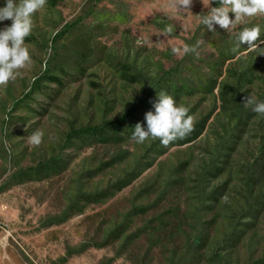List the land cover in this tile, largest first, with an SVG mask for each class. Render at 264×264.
Wrapping results in <instances>:
<instances>
[{"label": "rangeland", "instance_id": "rangeland-1", "mask_svg": "<svg viewBox=\"0 0 264 264\" xmlns=\"http://www.w3.org/2000/svg\"><path fill=\"white\" fill-rule=\"evenodd\" d=\"M207 7L195 0L192 13L177 14L169 0H47L33 16L25 39L32 64L0 87V264H11V255L19 264L264 260V117L243 106L250 94L264 101V56L242 44L223 61L236 44L233 30L207 31L196 16ZM168 25L174 31L165 37ZM253 25L264 39V15L250 18ZM198 40V58L172 54ZM258 62L253 84L236 88L233 74ZM166 81L192 90L173 97L195 124L205 120L203 130L181 146L151 138L137 144L134 127H147L145 114ZM127 111L120 143L74 135ZM37 129L43 143L33 147L28 136ZM50 160L60 161L56 175L20 176ZM101 192L112 195L87 202Z\"/></svg>", "mask_w": 264, "mask_h": 264}, {"label": "clouds", "instance_id": "clouds-1", "mask_svg": "<svg viewBox=\"0 0 264 264\" xmlns=\"http://www.w3.org/2000/svg\"><path fill=\"white\" fill-rule=\"evenodd\" d=\"M195 0H169V7L177 14L191 12ZM205 8L206 0H200ZM215 3L217 6L212 7ZM47 0H5V5L0 7V22L11 20V25L0 29V87H7L20 75V70L29 67L32 59L25 39L31 35L34 23L33 16L45 8ZM208 11L196 15L207 31L216 32L218 25L224 31L233 30L236 44L233 52H237L242 44L248 47L246 50L255 52L257 56H264V39L261 37L259 25L247 26L248 20L264 15V0H207ZM192 13V12H191ZM234 15V19L230 17ZM243 27L234 31L237 26ZM174 28L168 25L163 36H169ZM150 40L138 39V45L148 44ZM203 41L198 40L195 45L184 44L182 47L171 48L174 55L193 54L199 57V47ZM255 57V58H256ZM132 99V98H131ZM130 99V100H131ZM243 106L250 108L258 116L264 117V101L258 100L254 95L243 98ZM154 111L145 114L147 127L140 123L134 127L131 140L142 144L149 138L159 139L163 146H168L177 139H184L194 131L195 117L189 114V108L183 104H177L173 96L165 91H158L157 99L153 103ZM44 132L37 129L28 136V143L38 147L43 143Z\"/></svg>", "mask_w": 264, "mask_h": 264}, {"label": "trees", "instance_id": "trees-1", "mask_svg": "<svg viewBox=\"0 0 264 264\" xmlns=\"http://www.w3.org/2000/svg\"><path fill=\"white\" fill-rule=\"evenodd\" d=\"M242 49V48H241ZM239 49L237 52H233V49H230L227 55L223 58V61H228L234 59L242 50ZM246 49V48H245ZM244 49V50H245ZM260 62L256 63L253 68H248L246 70H243L237 74H233V78L235 79V86L236 88L242 87L244 84H253L254 78H255V72L257 73V68L259 66ZM167 75H170L169 73ZM207 92L211 93L212 90L215 87V81H212L211 83L207 84ZM35 86L33 87L31 93L34 91ZM165 92L169 93L170 95L177 97L180 93H192V90L186 89L182 84L180 85H175L174 83L170 81H166V87H165ZM30 93V94H31ZM29 94V95H30ZM28 95V96H29ZM27 96V97H28ZM153 102V98H151ZM136 109L133 110L135 112ZM129 117H131V111H127L124 113L119 119H117L114 122H108L104 123L101 127H96V128H86L84 130H79L75 132L74 135H77L76 137L79 138V140L86 141L89 140L90 138H95L97 141H99L100 144H107L113 142L115 143H120L121 142V137L118 135L121 130H124L125 128H128L129 126ZM205 124V120L203 122H200L199 124L194 125V131L188 135L184 139H177L173 142H176L175 145H184L187 143L192 142L195 140L201 131L203 130V126ZM108 130L110 133H108ZM171 144V143H170ZM159 155H162L163 152L158 151ZM151 163H146L144 167H142L138 173H133L132 175L128 176L129 179L127 180H120L118 184L115 186L114 191L119 192L123 188L127 187L129 182L135 178H137L144 170L149 168ZM60 161L58 160H50L48 163H43L36 167L35 169L29 170L25 173H21L20 176L23 178H27V180H33V181H40L43 179L48 178L49 176L56 175L59 172V169H61ZM109 195H112V193H109L108 195H104V193H96L92 197H89L87 199V202H92V203H98L101 202L102 199H106ZM145 211L144 209H141V212ZM249 214V212H247ZM66 219L59 221L60 223L65 222ZM120 231H117V233ZM240 234V233H239ZM120 235H118L116 238H118ZM255 264H264V260H261Z\"/></svg>", "mask_w": 264, "mask_h": 264}, {"label": "crops", "instance_id": "crops-1", "mask_svg": "<svg viewBox=\"0 0 264 264\" xmlns=\"http://www.w3.org/2000/svg\"><path fill=\"white\" fill-rule=\"evenodd\" d=\"M11 264H19L17 263V261L15 260V258L11 255Z\"/></svg>", "mask_w": 264, "mask_h": 264}]
</instances>
